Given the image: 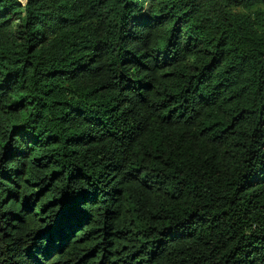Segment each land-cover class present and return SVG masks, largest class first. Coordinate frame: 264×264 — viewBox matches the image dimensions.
<instances>
[{"label": "trees", "instance_id": "obj_1", "mask_svg": "<svg viewBox=\"0 0 264 264\" xmlns=\"http://www.w3.org/2000/svg\"><path fill=\"white\" fill-rule=\"evenodd\" d=\"M264 0H0V264H264Z\"/></svg>", "mask_w": 264, "mask_h": 264}, {"label": "rangeland", "instance_id": "obj_2", "mask_svg": "<svg viewBox=\"0 0 264 264\" xmlns=\"http://www.w3.org/2000/svg\"><path fill=\"white\" fill-rule=\"evenodd\" d=\"M261 9H263V11H264V6H259ZM263 22V24H264V21H262Z\"/></svg>", "mask_w": 264, "mask_h": 264}]
</instances>
